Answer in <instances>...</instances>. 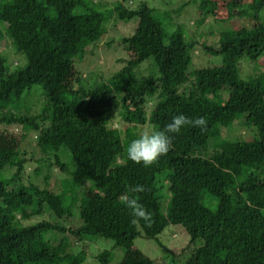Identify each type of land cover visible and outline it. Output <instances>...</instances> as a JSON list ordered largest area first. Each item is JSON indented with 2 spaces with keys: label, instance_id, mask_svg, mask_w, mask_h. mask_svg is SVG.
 Listing matches in <instances>:
<instances>
[{
  "label": "trees",
  "instance_id": "trees-1",
  "mask_svg": "<svg viewBox=\"0 0 264 264\" xmlns=\"http://www.w3.org/2000/svg\"><path fill=\"white\" fill-rule=\"evenodd\" d=\"M224 1L185 0L163 13L147 0H0V131L20 127L13 145L0 143V264H73L76 241L99 236L130 249L137 237L158 238L170 224L183 225L189 245L197 243L188 264H264V57L258 73L242 62L264 56V0H230L226 18L240 14L252 26L222 28L209 43L200 27L210 17L213 29L226 20L216 17ZM188 8L194 33L183 17ZM111 19L135 25L105 46L119 41L135 57L126 53L109 78L90 81L86 63ZM197 49L222 63L191 70ZM7 53L24 62L12 69ZM36 86L44 99L34 108ZM179 114L205 117L206 131L169 134L172 149L150 167L127 158L140 134L131 126L163 130ZM236 118L232 137L222 138ZM241 127L250 138L236 134ZM31 160L44 187L26 176ZM53 167L66 174L67 189L50 185ZM137 184L146 188L136 195L152 213L151 226L133 225L121 203ZM39 215L45 218L27 222ZM169 252L167 264H178L182 254ZM112 255L100 252L99 264Z\"/></svg>",
  "mask_w": 264,
  "mask_h": 264
},
{
  "label": "rangeland",
  "instance_id": "rangeland-1",
  "mask_svg": "<svg viewBox=\"0 0 264 264\" xmlns=\"http://www.w3.org/2000/svg\"><path fill=\"white\" fill-rule=\"evenodd\" d=\"M134 3L137 5L139 1L141 0H133ZM152 5H156L158 9H161V12L164 13L166 11L168 5L170 4V8H176L177 6L183 4L185 0H147ZM224 1L223 4H226V6L223 9H220L216 15V17L221 18L222 20L225 19L227 16V7L228 3ZM98 4V3H96ZM229 12V11H228ZM233 14V13H232ZM261 18L264 20V7L260 10ZM184 19L187 18L186 23H189L191 31L194 33L196 28V22L194 17H196V14L194 12V8H188L183 13ZM182 17V19H183ZM191 20V21H190ZM214 18H209L207 20L208 23H206L204 26H201V34L199 35L200 38L203 40L206 39L209 41V43H213L215 40L217 41L219 37V31L222 30V28L230 29L235 27H245L246 25L252 26L251 19H244L241 18L240 14L233 15V18H226V20L222 21L223 23L220 24L219 27H215L214 29L211 28L210 24H213ZM134 23H125L123 21L115 22L114 19H111L109 21V24L107 26L108 34L105 36L104 39H102L96 49H95V55L91 57V59L88 61V64L86 63L85 68H87V74L89 75V80L93 81L95 78L97 79H107L109 78L114 72L117 71L118 68L121 67V64L119 61H117L118 58L122 57L126 53L129 54L130 57H135V51L133 48L128 47L125 48L122 44L119 43V41H116L113 43L111 47H106L105 44L108 43V41L114 37H118L119 34L122 33H130L133 31ZM215 25V24H213ZM171 31L174 30L173 27H170ZM213 30V31H212ZM5 42L0 41V49H4ZM9 54V53H7ZM206 56V55H205ZM204 53L201 49H197V52L194 53V60L191 67L192 69H196L199 67H206V66H215L219 65V63H222V56H216V55H210L205 57ZM264 56L259 58L255 62H250L249 59L243 58L242 62L243 69L247 71H253L254 73L260 72L261 69V63ZM18 60H22L24 62V56L23 55H17V54H9L8 57V64L9 66L14 69L15 63ZM249 60V61H248ZM152 60H147L141 66L151 64ZM153 69V68H152ZM142 73L139 72V75H143L146 73V71L143 69H140ZM69 71H72L70 69ZM151 71V68L149 72ZM43 98V92L39 88V86H36L33 88V96L30 99L31 107H38L35 102L42 101ZM235 125H239V119L236 118L235 121L231 126H223L222 127V138H230L232 137L233 133L230 132V128H235ZM126 125H123L122 128L125 129ZM132 130L137 133H142L145 130L152 131L153 126L150 124L145 125H138V126H131ZM20 131V127L17 126L15 128V132L11 131H0V143L5 142V144L10 147V145H13V137H18V133ZM248 130L246 128H238V131L236 134H238L242 138H250L249 134H247ZM11 133V134H10ZM28 138H33V135L29 134ZM34 139V138H33ZM25 147L27 148L26 142L24 143ZM28 151H30V148L28 147ZM63 160H69L70 155H67L66 152L61 154ZM38 166V164L34 161H30L26 164L25 167V173L26 176L29 178L33 176V180L37 181L39 180L40 186L44 187L46 183L42 178H40L36 173L34 172L35 168ZM47 170L43 168V174H45ZM66 174L63 173L59 167H53V171L51 173L50 178V185L55 187L56 189L61 188V185L64 187H69L70 183L67 180ZM64 181L62 182V179ZM167 191V187L163 189V195L167 194L165 193ZM91 197V196H90ZM92 198V197H91ZM169 200L163 199V206L166 207ZM206 202L208 203V196L206 197ZM86 203V199H82L80 202L81 204ZM217 205V201H215L214 204H211L212 207H215ZM45 218L44 215L36 216V218H32V220H28L27 222L35 223L41 219ZM29 223V224H30ZM52 236L51 234H49ZM61 235H59L60 237ZM190 243V235L187 232L186 228L181 224H170L165 228V230L159 234L158 238L155 239H148L142 236H139L136 238L135 245L133 248L130 249H124L123 247H116L115 243L111 239H106L103 237L95 238L93 241L87 240L74 243V254L76 256L75 262L73 264H99V260L97 258V255L104 251L109 250L112 252V260L109 262V264H142L149 260H155L156 264H167V257L171 259V253L169 252V249L172 250L175 253H180L182 255L177 257L178 264H188L189 259L192 260V253L197 243H193L189 245ZM189 245V246H188ZM70 264V263H69Z\"/></svg>",
  "mask_w": 264,
  "mask_h": 264
},
{
  "label": "clouds",
  "instance_id": "clouds-1",
  "mask_svg": "<svg viewBox=\"0 0 264 264\" xmlns=\"http://www.w3.org/2000/svg\"><path fill=\"white\" fill-rule=\"evenodd\" d=\"M186 127L199 128L201 132H204L207 128V119L205 117L190 118L184 114L175 115L163 130H145L139 134L138 138L132 140L126 149L127 158L144 167L158 163L159 158L167 155L173 147L172 136L169 134H179ZM145 191L146 188L143 185L137 184L129 187L121 196V203L130 210L132 216L130 222L133 225L144 221L151 226L152 213L147 211L136 195Z\"/></svg>",
  "mask_w": 264,
  "mask_h": 264
}]
</instances>
